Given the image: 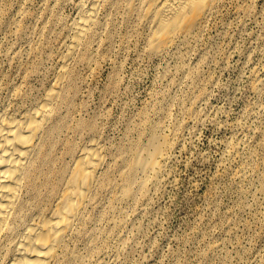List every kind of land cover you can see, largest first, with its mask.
Returning <instances> with one entry per match:
<instances>
[{
	"label": "rangeland",
	"instance_id": "rangeland-1",
	"mask_svg": "<svg viewBox=\"0 0 264 264\" xmlns=\"http://www.w3.org/2000/svg\"><path fill=\"white\" fill-rule=\"evenodd\" d=\"M77 3L0 0V110L40 102ZM150 35L110 5L70 64L40 205L54 204L50 179L63 183L89 140L105 163L57 264H264V0H222L157 53ZM152 133L169 145L163 171L146 197L126 199L124 158Z\"/></svg>",
	"mask_w": 264,
	"mask_h": 264
},
{
	"label": "bare ground",
	"instance_id": "bare-ground-1",
	"mask_svg": "<svg viewBox=\"0 0 264 264\" xmlns=\"http://www.w3.org/2000/svg\"><path fill=\"white\" fill-rule=\"evenodd\" d=\"M221 1L78 0V15L45 95L37 105L20 113L13 108L0 110V264H57L86 207L94 202L105 163V149L98 140L91 139L83 146L63 183L55 176L50 179L55 192L51 207L40 205L43 190L36 175L41 162L48 159L46 146L52 133L48 124L70 64L100 10L112 5L127 16H137L140 24L150 28V48L157 53L171 47L179 37L200 29ZM148 140L124 158L122 196L126 199L146 197L163 171L169 145L155 133ZM46 184L45 180L42 185Z\"/></svg>",
	"mask_w": 264,
	"mask_h": 264
}]
</instances>
